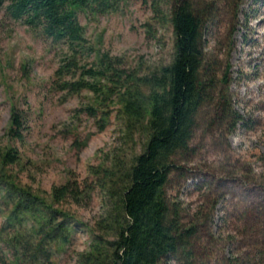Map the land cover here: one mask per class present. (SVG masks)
Segmentation results:
<instances>
[{
	"label": "rangeland",
	"instance_id": "obj_1",
	"mask_svg": "<svg viewBox=\"0 0 264 264\" xmlns=\"http://www.w3.org/2000/svg\"><path fill=\"white\" fill-rule=\"evenodd\" d=\"M189 1L203 21L207 63L216 71L219 83L215 93L219 100L226 99L227 108L222 103V107L207 104L201 109L191 150L175 157L167 192L181 209L184 222L202 206L199 225L203 235L213 241L205 236L200 246L210 243L214 253L209 264H221V255L237 252L234 242L223 241L228 231L227 222L222 221L225 207L236 203L243 208L248 198L242 181L249 183V175L264 178V3ZM8 3L0 0V148L17 147L22 154L21 163L8 169L19 174L22 185L44 198L51 197L54 185L71 179L93 180L94 184L91 166L108 165L119 154L128 160L135 150H141L144 137L137 135L133 141L126 137L118 105L111 101L105 108L109 120L101 129L99 121L105 114L90 116L84 111L95 103L94 95L87 91L70 94L55 82L63 46L8 16ZM161 11L164 17L157 18L151 1L127 0L118 11L80 14L93 45V54L87 59L110 52L141 74L170 63L175 34L167 19L168 8L163 6ZM225 76L227 82L221 84ZM14 107L25 116L21 140L9 135ZM242 199L246 201L241 204ZM7 205L8 200H0V209L4 211ZM55 207L78 220L72 243L58 251L55 259L59 264H77L79 254L103 234L98 223L111 214L113 199L95 186L86 205L62 202ZM0 229L4 231L0 264H12L16 251L6 241L12 228L2 214Z\"/></svg>",
	"mask_w": 264,
	"mask_h": 264
},
{
	"label": "trees",
	"instance_id": "obj_2",
	"mask_svg": "<svg viewBox=\"0 0 264 264\" xmlns=\"http://www.w3.org/2000/svg\"><path fill=\"white\" fill-rule=\"evenodd\" d=\"M125 1L9 0L6 6L8 16L63 46L55 82L70 94L87 91L94 95L95 103L84 111L90 116L105 114L99 121L101 129L109 120L110 113L105 108L111 101L118 105L126 137L131 141L137 135L144 137L141 150H135L128 160L119 154L109 159L108 165L91 166L94 184L93 180L71 179L54 185L50 198L22 185L19 174L9 171L10 165L21 163L19 149L0 148V200H8L0 214L12 228L5 237L16 251L12 264H59L55 254L72 243L78 220L55 204L86 205L95 186L113 199V209L98 223L103 234L79 254L77 264L213 262V239L203 235L199 225L204 216L202 206L189 222H184L181 209L167 192L175 157L191 150L201 109L207 104L222 107V103L227 108L226 99L219 100L215 93L219 83L216 71L207 63L203 21L189 0H144L151 1L157 18L164 17L163 6L169 10L167 19L175 34L172 61L143 74L126 67L123 57L110 52H98L89 61L93 45L89 44L80 14L118 11ZM226 82L225 76L220 83ZM25 124L23 111L14 107L9 135L21 140ZM242 185L248 198L241 200V204L246 201L244 207L232 203L231 208L225 207L222 217L228 226L223 241L234 242L237 252L233 256L223 254L218 261L264 264V178L249 175V183L242 181ZM3 232L0 229V238H4ZM205 236L210 243L200 246ZM238 237L241 238L234 241Z\"/></svg>",
	"mask_w": 264,
	"mask_h": 264
}]
</instances>
